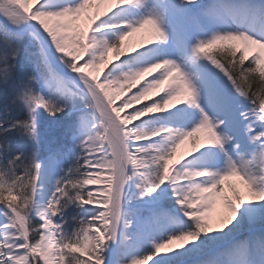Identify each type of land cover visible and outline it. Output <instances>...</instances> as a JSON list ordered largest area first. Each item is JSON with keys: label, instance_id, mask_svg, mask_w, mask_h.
Wrapping results in <instances>:
<instances>
[{"label": "snow or ice", "instance_id": "snow-or-ice-1", "mask_svg": "<svg viewBox=\"0 0 264 264\" xmlns=\"http://www.w3.org/2000/svg\"><path fill=\"white\" fill-rule=\"evenodd\" d=\"M0 264H264V0H0Z\"/></svg>", "mask_w": 264, "mask_h": 264}, {"label": "bare ground", "instance_id": "bare-ground-1", "mask_svg": "<svg viewBox=\"0 0 264 264\" xmlns=\"http://www.w3.org/2000/svg\"><path fill=\"white\" fill-rule=\"evenodd\" d=\"M145 36H147V33H140V34H134L132 37L128 38V41H126V43H137L138 41H140L142 38H144ZM191 147L189 141H186L185 144L181 145L179 153L177 155V157H180L181 155H183L189 148Z\"/></svg>", "mask_w": 264, "mask_h": 264}, {"label": "rangeland", "instance_id": "rangeland-1", "mask_svg": "<svg viewBox=\"0 0 264 264\" xmlns=\"http://www.w3.org/2000/svg\"><path fill=\"white\" fill-rule=\"evenodd\" d=\"M145 33H147V32H145ZM189 143H190V145H191V142L189 141ZM179 150H180V148L179 149H177V153H176V155H178V153H179Z\"/></svg>", "mask_w": 264, "mask_h": 264}]
</instances>
